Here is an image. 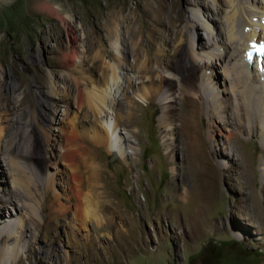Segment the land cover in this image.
<instances>
[{
	"label": "rangeland",
	"instance_id": "1",
	"mask_svg": "<svg viewBox=\"0 0 264 264\" xmlns=\"http://www.w3.org/2000/svg\"><path fill=\"white\" fill-rule=\"evenodd\" d=\"M218 1L225 8L224 0ZM198 2L208 6L210 22L220 32L218 12L210 0H0V124H11L21 113L25 120L34 116L39 98L46 96L43 91L49 72L58 74L60 85L66 84L62 76L69 72L61 66V53L75 43L60 20L39 8L43 3L71 17L69 31L80 35L81 55L93 68L100 64L99 50H103L100 55L106 64L116 63V51L122 56L126 52V60L132 64L134 44H141L152 56L159 45L172 54L175 44L181 38L189 40V35H194L196 45L210 46V34L190 23ZM48 28L56 30L46 41L41 33ZM247 44L238 42L228 49L224 62L235 77L233 86L243 90L238 97L224 95L231 108L226 111L227 125L221 119L209 124L205 115L180 128L174 121L176 128L168 130L159 123L163 114L160 103L155 98L144 101L129 89L128 96L140 107L138 126L126 127L127 105L120 98L123 104L118 109L124 117L115 135L126 153L125 160L104 146L85 143L108 176L107 190L115 214L101 215L112 221H105L107 228L95 234L96 224L88 221L86 228L80 229L72 210L67 217L50 213L54 193L68 204L61 187L63 165H59L53 190L47 196L42 186L35 191L37 202L42 205L44 201L47 209L40 213L35 241L23 253L22 264H264V49L259 50V58L252 52L250 59H255L256 65L251 61L249 68L243 69L242 51L251 53ZM172 65L183 85L199 84L201 73L197 70L188 74L183 67L178 69L175 61ZM128 70L122 73L133 77L131 68ZM214 70L218 87L220 83L223 89L222 69L217 66ZM100 74L94 69L96 77ZM13 82L16 89L10 88ZM194 95L196 98L198 93ZM19 99L24 100L20 106ZM66 103L59 102L60 117L66 114ZM166 106L174 112L178 102ZM27 162L38 166L42 177L58 167L53 158H49L52 166L47 167L40 155ZM4 182L0 175V185ZM41 198L45 199L39 201ZM2 199L0 218L8 220L13 207L7 209L6 198ZM27 223L32 227L31 221ZM87 236H93L92 240L87 241ZM42 250L44 254L39 253Z\"/></svg>",
	"mask_w": 264,
	"mask_h": 264
},
{
	"label": "bare ground",
	"instance_id": "2",
	"mask_svg": "<svg viewBox=\"0 0 264 264\" xmlns=\"http://www.w3.org/2000/svg\"><path fill=\"white\" fill-rule=\"evenodd\" d=\"M210 1L218 12L220 32L212 26L208 6L204 2L197 3L196 13L193 14L190 22L193 26L206 30L210 34V46L206 43L196 45L194 35H189V40L181 38L175 44L172 54L159 45L154 50L155 55L152 56L150 50L141 49V44H134L135 56L132 64L127 62L126 52L125 56H122V52L117 54V51L113 54L116 63L106 64L104 57L100 55L103 50H99L97 55L100 58V64H95L93 68L87 66L86 56L81 55L80 35L78 36L75 30L69 31L71 17L63 16L62 11L54 9L49 3L40 5L39 8L45 14L53 15L60 20L67 37H71L75 45L67 47V50L61 53V66L69 72L67 75H61L65 76L66 84L60 85L58 74L49 72L46 91H43L46 96L39 98V110L34 116L30 120H25L21 113L11 124L7 126L0 124V156L2 155L0 175L5 178L4 186L0 185V201L4 196L5 203L8 205L6 208L10 210L13 207L8 220L0 218V264L23 263V253L29 251L35 241V231L38 230L41 219L40 213L47 209L44 201L42 205L37 202L38 194L35 191L42 186L47 196L53 190L58 184L56 176L60 172L59 165H63L64 179L61 187L68 204L62 202L63 197L59 193H54L50 213L67 217L72 210L73 220L80 229L86 228L88 221L96 224L95 234L107 228L105 221H112V218L103 217L101 212L115 214L114 203L110 200L107 190L108 176L97 155L88 149L85 143L88 141L104 146L125 160L126 153L115 135L124 117L118 108L122 107L124 100L127 105L125 126L135 127L138 126L137 112L140 107L132 97L128 96L129 89H132L133 93L144 101L155 98L160 103L163 114L159 117V123L161 127L168 130L176 128L174 121L179 122L177 127L180 128L193 124L205 115L208 117L209 124L220 119L225 125L230 123L226 111L228 109L231 111V108L225 103L224 95L238 97L243 90L233 86L232 80H235V77H231L224 65L227 50L235 48L238 42L248 43L251 53L241 50L242 56L245 57L241 67L249 68L251 61L256 65V60L250 59V55L255 52L256 57L259 58L261 53L259 50L264 49V0H224L225 8L220 6L218 0ZM55 30V28L44 29L41 33L42 38L46 41L50 40L53 37L51 33ZM112 50L115 51V49ZM52 52L56 53V50L52 49ZM184 53L186 57H183ZM174 61L178 69L183 67L188 74L196 70L201 73L198 77L199 84L190 87L183 85V78L176 76V69L172 65ZM261 62L264 63V58ZM51 64L56 66L54 62ZM217 66L221 67L224 76L223 89L220 87L222 85L219 83L218 87L216 82L214 67ZM128 68H131L133 77L137 78L134 79L130 74L126 76L122 73V70L127 71ZM94 69L100 70L101 74L96 77ZM231 69L236 73L235 64L231 66ZM123 77L124 85L120 84ZM10 88L16 89L17 83L13 82ZM175 92L178 96L173 97ZM196 92L198 95L195 98ZM23 101V99L18 100L19 106ZM60 101L68 102L66 114L61 117L58 113ZM177 102L176 111L170 112V108L166 105ZM70 108L73 109L72 117ZM112 114L115 118L111 116ZM228 136H231V133H228ZM196 137L199 139L200 136ZM33 155H40L41 160H46L47 167L52 166L49 158H53L58 167L53 173H45L42 177L39 167L34 164L29 165L27 162ZM43 199L45 198L38 200ZM2 209L0 206V214ZM23 211L26 212L24 213L27 214L26 217ZM28 221H31L32 227L27 223ZM27 232L30 234H26ZM92 238L93 236L90 238L87 236L86 240L89 241ZM41 252L44 254L45 251H39Z\"/></svg>",
	"mask_w": 264,
	"mask_h": 264
},
{
	"label": "snow or ice",
	"instance_id": "3",
	"mask_svg": "<svg viewBox=\"0 0 264 264\" xmlns=\"http://www.w3.org/2000/svg\"><path fill=\"white\" fill-rule=\"evenodd\" d=\"M259 50V49H258Z\"/></svg>",
	"mask_w": 264,
	"mask_h": 264
}]
</instances>
